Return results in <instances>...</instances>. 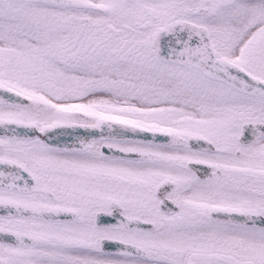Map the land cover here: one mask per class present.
<instances>
[{
	"label": "snow or ice",
	"instance_id": "1",
	"mask_svg": "<svg viewBox=\"0 0 264 264\" xmlns=\"http://www.w3.org/2000/svg\"><path fill=\"white\" fill-rule=\"evenodd\" d=\"M0 264H264V0H0Z\"/></svg>",
	"mask_w": 264,
	"mask_h": 264
}]
</instances>
